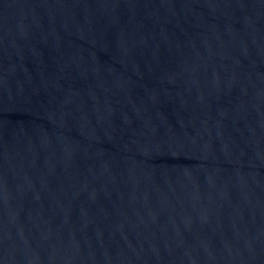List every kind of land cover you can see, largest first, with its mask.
I'll list each match as a JSON object with an SVG mask.
<instances>
[{"label": "water", "instance_id": "1", "mask_svg": "<svg viewBox=\"0 0 264 264\" xmlns=\"http://www.w3.org/2000/svg\"><path fill=\"white\" fill-rule=\"evenodd\" d=\"M0 264H264V0H0Z\"/></svg>", "mask_w": 264, "mask_h": 264}]
</instances>
